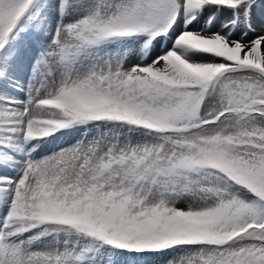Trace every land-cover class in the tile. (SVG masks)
Wrapping results in <instances>:
<instances>
[{
    "label": "snow or ice",
    "instance_id": "snow-or-ice-1",
    "mask_svg": "<svg viewBox=\"0 0 264 264\" xmlns=\"http://www.w3.org/2000/svg\"><path fill=\"white\" fill-rule=\"evenodd\" d=\"M0 264H264V0H0Z\"/></svg>",
    "mask_w": 264,
    "mask_h": 264
},
{
    "label": "rangeland",
    "instance_id": "rangeland-1",
    "mask_svg": "<svg viewBox=\"0 0 264 264\" xmlns=\"http://www.w3.org/2000/svg\"><path fill=\"white\" fill-rule=\"evenodd\" d=\"M180 206H181V207H183L184 205H183V204H181Z\"/></svg>",
    "mask_w": 264,
    "mask_h": 264
},
{
    "label": "bare ground",
    "instance_id": "bare-ground-1",
    "mask_svg": "<svg viewBox=\"0 0 264 264\" xmlns=\"http://www.w3.org/2000/svg\"><path fill=\"white\" fill-rule=\"evenodd\" d=\"M184 207V206H183Z\"/></svg>",
    "mask_w": 264,
    "mask_h": 264
}]
</instances>
